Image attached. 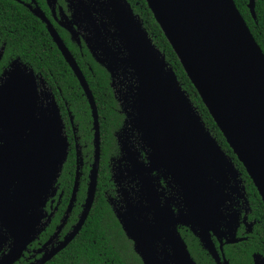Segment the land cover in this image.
<instances>
[{
    "label": "water",
    "instance_id": "95a60500",
    "mask_svg": "<svg viewBox=\"0 0 264 264\" xmlns=\"http://www.w3.org/2000/svg\"><path fill=\"white\" fill-rule=\"evenodd\" d=\"M145 1L264 204V53L234 0ZM94 5L91 9L84 3L83 13L88 18L90 11L103 13L106 25L112 28L109 37L115 46L108 45L109 41L100 35L94 17L90 25L96 40L89 45L112 74L121 72L134 82L129 88L132 103L128 115L149 161L145 165L129 146L127 171L140 177L146 200L150 204L158 202L153 205L158 214L154 213V221L138 220L141 213L133 206L115 210V214L144 264H195L174 228L176 224L195 223L201 240L217 258L206 226L215 223L226 200L221 184L233 181L237 187V172L127 1L97 0ZM254 7L255 0H248L252 17ZM52 35L93 111L94 162L88 197L78 223L57 247L30 264H45L82 228L93 203L100 158L99 125L92 93L69 51L55 33ZM28 87L30 91L35 89L32 80L25 89ZM32 122L29 126L20 122L15 141L0 147V248L11 237L0 264L19 260L39 232L44 217L42 207L56 191L54 184L66 157L67 142L61 135L56 106L37 111ZM154 170L179 188L185 212L174 215L166 202L159 206L156 184L149 176ZM163 236L169 239L170 253L165 248L158 251L159 237L161 247L166 244Z\"/></svg>",
    "mask_w": 264,
    "mask_h": 264
},
{
    "label": "flooded vegetation",
    "instance_id": "af4514ba",
    "mask_svg": "<svg viewBox=\"0 0 264 264\" xmlns=\"http://www.w3.org/2000/svg\"><path fill=\"white\" fill-rule=\"evenodd\" d=\"M95 1L97 0H0V147L6 146L10 143L12 144L13 141H15V138L18 135L17 130L19 129L16 127L19 126L20 122L28 124L29 126L33 123L32 121L34 120V115L37 111L51 110L53 105H55L58 110L61 123V135L67 142L66 157L54 184L56 191L52 196L49 195L47 197L45 204L42 207L44 217L38 226L39 232L36 234L35 238L28 243L23 255L21 256V258H23L27 255L26 260L28 261V264L33 262L32 260L35 261L39 259L46 251H50L51 249L57 247L67 237V235L78 223L88 197V186L90 183V173L94 162L95 150V121L93 111L77 75L66 61L52 34L55 33L69 51L83 76L84 74L79 66L78 60L70 46L67 44L62 33L67 37L71 45L76 46L80 53L82 48L85 46L93 59L99 65L106 68L97 52L90 46L96 40L90 22L94 17L96 21L95 26L99 27L100 35L109 41L108 45L115 46V43L110 42L109 37V32L112 28L106 25L107 19L99 10L90 11V18L86 17L82 11V5L84 3L89 5L91 9H94ZM5 9L12 10L14 14L21 16L22 19H24V21L21 22V25L27 31L34 30L33 21L31 20L32 18H37L38 23L43 25V29L47 32L48 36L80 85L82 90L81 95L83 94L85 96L88 103L89 113L91 116L89 121H86V119L82 117L80 110L78 118L66 100L64 92L60 89V95L55 94L52 86L49 84L43 73L35 70L28 60L21 58L20 52L17 51L16 47L13 45L12 38L17 32L16 25L18 26L19 24H13L10 26L3 25L4 20L2 18V14L5 12ZM3 28L5 34L3 33ZM109 76L111 79L110 86L113 89L114 97L120 106V111L124 114V120L121 129L114 133V138L118 147L117 153L109 152L105 155V167L108 171V181L110 186L108 188H102L101 196L104 197L106 202L109 204L124 235L130 241L132 251L139 257L141 263L144 264L141 255L135 249L134 241L127 236L120 221L118 220L115 210L124 211L127 207L133 206L138 208L141 213H139L140 217H136L138 220L141 222H146L147 219L154 221L156 218L153 216L156 211L153 205L158 204V202H152L150 204L144 197L145 190L143 189L140 177L134 173L129 174L127 171L129 163L126 160V150L129 146L138 152V159L141 162L146 165L149 161L148 153L139 141L137 132L130 123V117L128 115V112H130L129 106L132 103L131 91L129 88L130 86H133L134 82L132 79H126L121 72L116 74H112L110 72ZM31 80L34 82L35 87L33 91H30L29 87L25 89ZM85 123H88L85 127L91 129V153H85L86 148L84 147L85 144H83L86 141L83 137L87 136V134L83 132V125ZM97 123L99 125L100 134V158L93 203L97 193L100 164L102 161L101 131L98 109ZM206 129L210 132L207 127ZM217 143L229 160H231L237 172V187L233 181L223 182L221 184L226 200L219 208V217H217L215 223H211L206 226L208 227L210 240L217 251V258L213 256L201 240V237L197 233L198 226L195 223L176 224L174 226L176 232L184 242L189 256L195 264L198 263L192 256L190 249L180 232V227L188 229L191 234L197 238L200 247L210 257L214 264H224L225 261L230 264V259L227 255L234 250L238 251V254H241L242 249H247L249 239H251L252 243H254V238L258 235L257 226H259L261 222V219L255 216L254 210L252 209L245 186V180L240 167L238 166V162H236L234 158L222 148L218 141ZM70 153L73 154L74 158V171L73 173L68 172V174L71 175V179L67 181H70L71 183L69 184L68 189L65 190L66 186H61L58 179L62 173L61 171L63 165ZM242 167L244 168L243 165ZM149 176L156 184L159 206L162 207L166 202L174 215H177L179 212L186 211L184 204L181 202L179 188L171 183L168 177L163 176L158 170L151 171ZM155 215L157 216L158 214L156 213ZM68 223H70L69 229H67ZM160 239V237L157 239L158 251L161 252L162 249L165 248L164 250L170 253L171 247L167 236L162 237V240L166 242L163 247H161L162 243ZM10 245L11 237L8 236L7 242L0 248V256L8 251ZM152 246H154V244H152ZM263 251L264 249L254 250L253 247V249L248 252L249 258L247 259L248 262H246V264H264Z\"/></svg>",
    "mask_w": 264,
    "mask_h": 264
},
{
    "label": "trees",
    "instance_id": "16d2710c",
    "mask_svg": "<svg viewBox=\"0 0 264 264\" xmlns=\"http://www.w3.org/2000/svg\"><path fill=\"white\" fill-rule=\"evenodd\" d=\"M126 1L135 16L139 17L143 28L147 31L155 48L165 56L167 65L174 70L181 88L188 95L206 127L221 144L222 148L239 164L238 166L245 180L252 209L254 210L255 216L261 219V222L257 226L259 236H255L254 243L249 239L247 249H242L241 254H238V251L234 250L227 256L230 259V264H246L249 258L248 252L253 247L254 250L264 249V205L261 198L252 180L238 161L236 155L230 149L224 136L203 104L202 99L189 80L177 55L173 51L160 26L155 21L146 1ZM234 2L255 41L264 53V0H255V17H252L250 14L248 0H234ZM4 11L2 14L4 26L19 24L18 26L16 25L17 32L12 38L13 45L20 52L21 58L28 60L35 70L43 73L55 94L60 95V89L64 92L66 100L78 118L80 110L82 117L86 121H89L91 119L89 107L85 96L83 94L81 95L82 90L80 85L47 32L43 29V25L38 23L37 18H32L34 30L27 31L21 25V22L24 21L21 16L14 14L12 10L5 9ZM3 33L5 34L4 28ZM62 35L76 56L97 105L101 131L102 161L100 164L99 183L95 200L83 227L78 235L62 251L45 264H142L139 257L132 251L131 243L124 235L109 204L101 196L102 188H108L110 186L108 171L105 167V155L109 152L117 153L118 147L114 133L121 129L124 120V114L120 111V106L110 86V72L93 59L85 46L80 53L76 46L69 43L63 33ZM87 124L85 123L83 125V132L87 134V136L83 137L86 140L83 144H85L84 147L86 148L85 153H91V129L85 127ZM73 171L74 158L73 154L70 153L58 179L61 186H66L65 190L68 189L71 183L67 181L71 179V175L68 172L73 173ZM70 223L67 224V229L70 228ZM180 232L198 264H214L200 247L197 238L188 229L180 227ZM26 257L21 258L14 264H28Z\"/></svg>",
    "mask_w": 264,
    "mask_h": 264
},
{
    "label": "bare ground",
    "instance_id": "6f19581e",
    "mask_svg": "<svg viewBox=\"0 0 264 264\" xmlns=\"http://www.w3.org/2000/svg\"><path fill=\"white\" fill-rule=\"evenodd\" d=\"M196 85H198L199 87H200V85H199V83L198 82H196ZM206 102L210 105V103L206 100Z\"/></svg>",
    "mask_w": 264,
    "mask_h": 264
}]
</instances>
